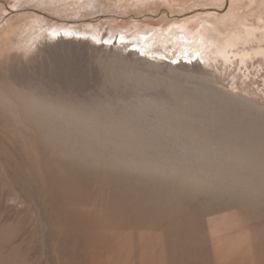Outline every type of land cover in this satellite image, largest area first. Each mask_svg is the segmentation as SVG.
Masks as SVG:
<instances>
[{
	"label": "rangeland",
	"instance_id": "1",
	"mask_svg": "<svg viewBox=\"0 0 264 264\" xmlns=\"http://www.w3.org/2000/svg\"><path fill=\"white\" fill-rule=\"evenodd\" d=\"M24 1L0 0V264H215L208 229L234 220L246 262L264 264V58L247 68L237 46L230 57L212 46L219 62L209 45L119 39L140 23L165 34L194 14L237 20L240 0H97L75 15ZM31 17L43 24L37 40L12 27ZM253 31L240 47H264ZM184 142L212 159L182 156Z\"/></svg>",
	"mask_w": 264,
	"mask_h": 264
},
{
	"label": "bare ground",
	"instance_id": "2",
	"mask_svg": "<svg viewBox=\"0 0 264 264\" xmlns=\"http://www.w3.org/2000/svg\"><path fill=\"white\" fill-rule=\"evenodd\" d=\"M27 1V0H26ZM41 5L46 6L50 9H60V10H66L69 9L70 12H73L72 14L76 13L77 11L80 12L81 10H83V12L85 11V13L88 11L87 7L92 8H96L98 1L97 0H39ZM101 1V0H100ZM18 2L23 3L25 2L24 0H18ZM227 2V0H226ZM259 1L258 0H240L239 3L241 4V6L239 7L240 9V13H241V18L235 20L232 18H228V16L230 14L226 13V14H221V12L215 13L211 18H206L205 15H201V14H194V16L196 15V18H190L188 20H184V21H176L175 25L171 26L170 31L163 34L158 31H156V27H150V24H145V23H140V24H136L135 25V31L131 32V31H127V29L124 31V35L123 34H119V39H133L134 36L136 38V41L134 42V45L137 47H139V45H143L145 48L148 49V47H150L152 44L154 45L153 42L158 41L160 44L162 43V45H164L163 43L165 42V46H169L170 48H182L185 51L187 50V47H191V46H195L193 47V49L195 48L196 50L201 49L202 51H205L206 47L208 46L209 49L213 52H211V54L208 52L207 55L209 56V58H213L215 57L217 59V61L220 62V59L217 57V55L220 56H231L230 52H233L234 50H231V47H236L237 49L234 51V59L235 61L241 62L243 64H245L248 68V60L251 58H253V56H261L264 58V47L260 44L259 46H255V45H248V47H240L242 46V42L244 41V43H248L251 42L253 40V29L256 28L257 31H262L264 33V21H261V19H258V16H260V14L263 12L264 7H262L264 5V0H261L260 5L256 6L257 3ZM179 4V3H178ZM227 4V3H226ZM263 4V5H262ZM36 5V4H35ZM35 5H32L33 7ZM252 5L251 9H248V7ZM201 9V8H199ZM204 10V9H203ZM198 10L197 11H203ZM194 11V10H193ZM192 11V12H193ZM80 12V13H83ZM191 12V11H190ZM209 15L210 12L209 11H204ZM251 12L254 14V16H256L255 20L258 22V24H255L254 20L252 19L253 23H250L251 19H248L247 16L249 13ZM214 13V12H213ZM79 14V13H78ZM75 15V14H74ZM80 16V15H79ZM193 15H190V17H194ZM250 18V17H249ZM254 18V17H253ZM263 20V19H262ZM41 20L35 21L34 17H31L29 19H26L24 22H22V26H15V24L12 25L13 28H15V30L20 29L22 30L23 27H25L22 31L25 32L26 34H29V36L35 35V40L38 39V33L40 31V29L43 27V24L40 22ZM44 21V20H43ZM260 23V24H259ZM169 23L163 24L162 27L166 26ZM97 25V24H96ZM93 26V25H91ZM100 27V25H99ZM103 28V26H101ZM100 27V28H101ZM148 27V28H147ZM150 27V28H149ZM96 32H98L94 27H92ZM99 28V29H100ZM134 28V26H133ZM54 29V28H53ZM143 30V35L140 36L139 34H137L136 32H138L139 30ZM164 29V28H163ZM94 31V32H95ZM18 32V31H17ZM69 33V31H67ZM86 32V33H85ZM85 34H91L92 37L96 36V33H90L89 29H85ZM71 33V31H70ZM69 33V35H70ZM136 33V34H135ZM23 34V33H22ZM51 34L53 35H57V31H52ZM99 34V32H98ZM24 35V34H23ZM46 36V35H45ZM72 36V35H71ZM157 36V38L155 37ZM34 37V36H33ZM32 37V38H33ZM47 37V36H46ZM46 37H43V40L40 41L41 45L39 47H37L38 49L36 50L39 52H44L43 50H48L49 47H51L52 43L50 42V37L49 36L47 39ZM31 38V37H30ZM56 37L53 38V40ZM148 38H150V40H148ZM27 39V38H26ZM52 39V38H51ZM97 39V38H96ZM154 39V40H151ZM243 39V40H241ZM200 40L199 43H196V41ZM239 40V41H238ZM56 42L62 43V42H70V43H74L77 44H82L84 43L83 39H74V38H65L64 36H60L59 38H57V40H54ZM53 41V42H54ZM37 42V41H36ZM143 42V43H140ZM157 42V44H158ZM31 43V45L34 43L33 39L29 42V44ZM55 44V43H54ZM58 44V43H57ZM84 44H88L91 47H97L96 44L94 43H90L89 41L85 40ZM129 44V43H128ZM131 44V43H130ZM133 44V42H132ZM213 44V45H211ZM240 46H239V45ZM37 45V44H36ZM83 45V44H82ZM87 45V46H88ZM100 45V44H99ZM207 45V46H206ZM88 46V47H89ZM128 46V45H127ZM212 46H215L216 49V53L217 55H213L215 52L212 49ZM80 47V46H79ZM84 47V45H83ZM99 47V46H98ZM101 47V45H100ZM204 47V49H203ZM207 47V49H208ZM81 49V48H80ZM133 52V51H132ZM37 54V53H36ZM41 54V53H40ZM128 54L130 55L131 53L128 52ZM23 55H25V52H23ZM27 55V54H26ZM127 55V54H126ZM30 56V55H29ZM149 61V60H148ZM147 62V61H146ZM260 62V61H259ZM150 63V62H149ZM165 63V62H164ZM254 63V62H253ZM201 64V63H200ZM197 64V67L201 66V65ZM166 65V64H165ZM169 65V63H168ZM117 66V65H116ZM196 66V65H195ZM133 67V66H132ZM124 68V67H123ZM132 70V69H131ZM200 70V69H199ZM198 70V71H199ZM122 71V70H121ZM183 71V70H182ZM203 71V70H202ZM201 71V72H202ZM123 74V73H122ZM139 74V73H138ZM180 74V73H179ZM185 74V73H184ZM146 75V74H145ZM151 76V75H149ZM152 77V76H151ZM188 84V83H187ZM148 88V87H147ZM193 92V91H192ZM204 92V91H203ZM211 92V91H210ZM190 93V92H189ZM228 95V94H227ZM229 97V96H228ZM240 97V96H238ZM124 99V98H123ZM163 99V98H162ZM182 99V98H181ZM127 100V99H126ZM140 100V99H139ZM188 100V99H187ZM239 100V99H238ZM118 101V100H117ZM120 101V100H119ZM125 101V100H124ZM129 101V100H128ZM177 102V101H176ZM211 102V101H210ZM111 103V101H110ZM125 103V102H124ZM134 103V102H133ZM199 103V102H198ZM140 104V103H139ZM142 104V103H141ZM140 104V105H141ZM204 104V103H203ZM239 104V103H238ZM138 105V106H140ZM163 105L165 106V104L163 103ZM241 105V104H240ZM105 106V105H104ZM113 106V105H112ZM117 106V105H115ZM136 106V105H135ZM142 106V105H141ZM144 106V104H143ZM150 106V105H149ZM154 106V105H153ZM185 106V105H184ZM127 107V106H126ZM162 106L158 105L156 108H160ZM211 107V106H210ZM112 108V107H111ZM137 108V107H136ZM135 108V109H136ZM139 108V107H138ZM155 108V106H154ZM155 108V109H156ZM260 108H262L260 106ZM48 109V108H47ZM98 109V108H97ZM115 109V107H114ZM162 109V108H161ZM166 109V108H165ZM44 110V109H43ZM89 110V109H88ZM145 110V109H144ZM163 110V109H162ZM161 110V111H162ZM253 110V109H252ZM81 111V110H80ZM126 111V110H125ZM124 111V112H125ZM133 111V110H132ZM139 111V110H138ZM155 111V110H154ZM186 111V110H185ZM67 112V111H66ZM111 112V111H110ZM141 112V111H140ZM164 112V111H163ZM170 112V111H169ZM211 112V111H210ZM114 113V112H113ZM126 113H129L126 111ZM165 113V112H164ZM172 113V112H171ZM181 113V112H180ZM184 113V112H183ZM67 114V113H66ZM69 114V113H68ZM123 114V113H122ZM147 114V113H145ZM86 115V114H85ZM126 115V114H125ZM135 115V114H134ZM166 115V114H165ZM164 115V116H165ZM47 116V115H46ZM118 116V115H117ZM127 116V115H126ZM129 116V115H128ZM131 116V115H130ZM195 116V115H194ZM257 116V115H256ZM175 117V115H174ZM83 118V117H82ZM87 118V117H86ZM85 118V119H86ZM121 118V117H120ZM80 119V118H79ZM136 119V118H135ZM171 119V118H170ZM83 120V119H82ZM89 120V119H88ZM87 120V121H88ZM105 120V119H104ZM125 120V119H124ZM134 120V119H133ZM55 121V120H54ZM79 121V120H78ZM92 120L88 121L91 122ZM106 121V120H105ZM116 121V120H115ZM127 121V120H126ZM171 121V120H170ZM57 122V121H56ZM97 122H99L97 120ZM140 122V121H139ZM109 123V122H108ZM136 123V122H135ZM53 124V123H52ZM91 124V123H90ZM93 124V123H92ZM161 124V122H160ZM194 124V123H193ZM106 125V124H105ZM108 125V124H107ZM113 125V124H112ZM111 125V126H112ZM138 125V124H137ZM163 125V124H161ZM143 126V125H141ZM186 126V125H185ZM106 127V126H105ZM115 127V126H114ZM150 127V126H149ZM192 127V126H191ZM253 127V126H252ZM63 128V127H62ZM134 128V127H133ZM177 128V127H176ZM180 128V127H179ZM97 129V128H96ZM151 129V128H150ZM174 129V128H173ZM249 129V128H248ZM87 130V129H86ZM152 130V129H151ZM166 130V129H165ZM136 131V130H135ZM169 131V130H168ZM205 131V130H204ZM245 131V130H244ZM254 131V130H252ZM148 133V131H147ZM180 134V133H179ZM204 134V133H202ZM230 134V133H229ZM113 135V134H112ZM130 135V134H129ZM190 135V134H189ZM196 135V134H195ZM198 135V134H197ZM171 136V135H170ZM193 136V135H192ZM92 137V136H91ZM148 137V136H147ZM146 137V138H147ZM174 137V136H173ZM196 137V136H195ZM206 137V136H205ZM258 137V136H257ZM101 138V137H100ZM139 138V136H138ZM256 138V137H255ZM170 139V138H169ZM189 139V138H188ZM192 139V138H191ZM248 139V138H247ZM246 139V140H247ZM96 140V139H95ZM245 140V139H244ZM100 141V140H99ZM102 141V140H101ZM170 141V140H169ZM110 142V141H109ZM188 142V141H186ZM184 142V143H186ZM101 143V142H100ZM192 143V142H191ZM194 143V142H193ZM200 143V142H199ZM179 143V146L174 149L180 151V153L183 152L184 157H186L184 154L188 155V157L190 155H196L198 158V155L202 156L204 155L205 157H209L210 158V151L205 150V146L203 149L200 148V143L199 146L197 147L196 145L193 144H181ZM195 144V143H194ZM198 144V143H197ZM216 144V143H215ZM236 144V142H235ZM253 144V143H252ZM246 145V144H245ZM175 146V145H174ZM255 146V145H254ZM261 146V145H260ZM203 147V146H202ZM253 147V146H252ZM131 148V147H130ZM139 148V147H138ZM210 148V147H208ZM236 148V147H235ZM251 148V147H250ZM258 148V146H257ZM161 149V148H160ZM249 149V148H248ZM253 149V148H252ZM218 151V150H217ZM216 151V152H217ZM230 151V150H229ZM238 151V150H237ZM236 151V152H237ZM175 153H177L176 151H173ZM246 152V151H245ZM248 152V151H247ZM209 153L207 156L206 154ZM214 153V152H213ZM220 153V152H219ZM141 154V153H140ZM179 154V152H178ZM217 154V153H216ZM215 154V155H216ZM235 154V153H234ZM242 154V153H241ZM250 154V153H249ZM181 155V154H180ZM225 155V154H224ZM227 155V154H226ZM218 156V155H217ZM222 156V154H221ZM229 156L231 157V154H229ZM228 156V158H229ZM234 156V155H233ZM241 156V155H240ZM245 156V155H244ZM242 156V157H244ZM248 156V155H247ZM245 156V157H247ZM203 157V159L205 158ZM214 157V156H213ZM216 157V156H215ZM126 158V157H125ZM191 158V157H190ZM199 158L202 159V157L199 156ZM218 158V157H217ZM221 158V157H220ZM239 158V157H238ZM180 159V158H179ZM188 159V158H187ZM212 159V157L210 158ZM174 160V159H173ZM191 160V159H190ZM196 160V159H195ZM215 161L217 159H214ZM226 160V159H225ZM240 160V159H239ZM243 161V158L241 159ZM240 160V161H241ZM152 161V160H151ZM198 161V160H197ZM200 161V160H199ZM198 161V162H199ZM203 161V160H201ZM205 161V159H204ZM211 161V160H210ZM230 161V159L228 160ZM238 161V160H237ZM246 161V160H244ZM264 161V160H263ZM177 162V161H176ZM208 162V160H207ZM206 162V163H207ZM221 162V161H220ZM236 162V161H235ZM156 163V162H155ZM194 163V162H193ZM223 163V162H222ZM230 163V162H229ZM244 163V162H243ZM242 163V164H243ZM248 163V162H247ZM261 163V162H260ZM239 164V163H238ZM241 164V165H242ZM246 164V162H245ZM264 164V163H263ZM262 164V165H263ZM188 165V163H187ZM192 165V164H191ZM202 165V164H201ZM247 165V164H246ZM156 166V165H155ZM190 166V165H189ZM198 166V165H197ZM203 166V165H202ZM201 166V167H202ZM236 166V165H235ZM245 166V165H244ZM150 167V166H149ZM164 167V166H163ZM177 167V166H176ZM175 167V168H176ZM186 167V166H185ZM200 167V166H198ZM206 167V166H205ZM230 167V166H228ZM256 167L259 166H254V170H257ZM263 167V166H262ZM262 167L260 166V168L262 169ZM160 168V167H159ZM188 170L190 168L186 167ZM192 168V167H191ZM217 168V167H216ZM221 168V167H220ZM226 168V167H225ZM237 168V167H236ZM252 168V167H251ZM258 168V169H260ZM172 169V168H171ZM170 169V170H171ZM194 169V168H192ZM197 169V168H196ZM223 169V168H222ZM230 169V168H229ZM201 169H198V171ZM248 170V169H247ZM251 170V169H250ZM253 170V169H252ZM251 170V171H252ZM168 171V169H167ZM204 171V168L202 169L201 172ZM220 171V170H218ZM217 171V172H218ZM249 171V170H248ZM162 172V171H161ZM213 172V171H212ZM257 172V171H256ZM261 172V171H260ZM262 172H264V169L262 170ZM176 173V172H175ZM180 173V172H178ZM199 173V174H200ZM205 172H203L204 174ZM230 173V172H229ZM253 173V172H251ZM188 174V173H187ZM255 174V173H254ZM184 175V173H183ZM191 175V174H190ZM202 175V174H201ZM208 175V174H207ZM240 175V174H239ZM214 176V175H213ZM263 176V175H262ZM211 177V175H210ZM235 177V176H234ZM187 178V177H186ZM232 178V177H231ZM198 179V178H197ZM194 180V179H193ZM199 180V179H198ZM237 180V179H236ZM191 181V180H189ZM197 181V180H196ZM235 181V179H234ZM246 181V180H245ZM252 181V180H251ZM192 183H194L193 181H191ZM199 182V181H198ZM190 183V182H189ZM191 183V184H192ZM238 185V184H237ZM188 186V185H187ZM252 186V185H251ZM193 187V186H192ZM141 188V187H140ZM194 188V187H193ZM196 189V187H195ZM135 190V189H134ZM137 191V189L135 190ZM255 191V190H254ZM136 193V192H135ZM141 194V193H140ZM136 196V195H135ZM137 196H139L137 194ZM141 197V196H140ZM140 202V201H139ZM156 205V204H155ZM153 222V221H152ZM226 222V221H225ZM223 223L222 224H214L212 223V225L209 227L208 229V233H209V238H210V244H211V250H212V259H214L215 264H248L249 262V258L247 257L248 262H246V258H245V248L248 249L247 247H244V235L246 233H244L243 235V228L240 227L239 225H237V222L234 220L233 222L229 221L228 223ZM210 223V222H209ZM208 223V224H209ZM239 223V222H238ZM157 224V223H156ZM207 224V226H208ZM211 224V223H210ZM209 224V225H210ZM253 227V226H252ZM242 228V229H241ZM254 228V227H253ZM250 232V231H249ZM247 236V235H246ZM138 237V235H137ZM246 238V237H245ZM248 239H246L247 241ZM245 241V243H246ZM249 244V243H248ZM248 252V251H247ZM250 256V255H249ZM213 261V260H212ZM213 262V263H214Z\"/></svg>",
	"mask_w": 264,
	"mask_h": 264
}]
</instances>
